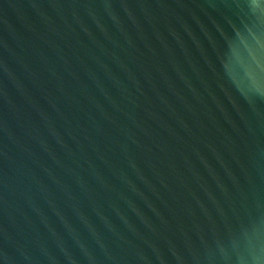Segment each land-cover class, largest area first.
Returning a JSON list of instances; mask_svg holds the SVG:
<instances>
[{
    "label": "water",
    "instance_id": "obj_1",
    "mask_svg": "<svg viewBox=\"0 0 264 264\" xmlns=\"http://www.w3.org/2000/svg\"><path fill=\"white\" fill-rule=\"evenodd\" d=\"M0 264H264V0H0Z\"/></svg>",
    "mask_w": 264,
    "mask_h": 264
}]
</instances>
